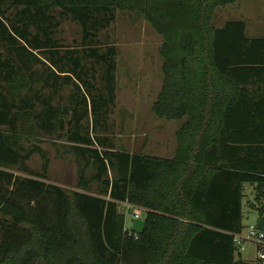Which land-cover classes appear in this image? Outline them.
<instances>
[{
  "label": "trees",
  "instance_id": "1",
  "mask_svg": "<svg viewBox=\"0 0 264 264\" xmlns=\"http://www.w3.org/2000/svg\"><path fill=\"white\" fill-rule=\"evenodd\" d=\"M235 2L0 0V264H249L235 238L245 184L264 196V37L241 20L213 25ZM118 11L163 38L152 109L183 120L173 158L116 150L107 136L118 52L100 37ZM57 13L80 26L81 45L56 39ZM54 138L77 157L74 189L50 180L41 142ZM124 203L142 211L144 233L127 226Z\"/></svg>",
  "mask_w": 264,
  "mask_h": 264
},
{
  "label": "rangeland",
  "instance_id": "2",
  "mask_svg": "<svg viewBox=\"0 0 264 264\" xmlns=\"http://www.w3.org/2000/svg\"><path fill=\"white\" fill-rule=\"evenodd\" d=\"M56 17L61 23L56 30V39L66 47L81 45L80 26L58 13ZM236 20L246 22L248 37H264V0H237L234 4L219 7L213 25L216 28L222 27L226 22ZM100 38L103 42L114 44L118 52L117 100L111 110L110 121L106 123L110 126L107 136L117 149L173 158L177 146L175 133L183 120L160 118L152 109L163 83V59L160 55L162 36L141 14L118 11L116 21ZM72 88V84L66 86L67 90L62 95L65 100ZM91 120L88 123L90 125L93 123L92 114ZM41 143L51 159V182L68 189L76 188L79 165L71 146L58 138L45 139ZM41 165L42 160L38 155H34L29 161V166L33 169L40 170ZM245 193L248 197L247 205L244 206L245 230L242 236L247 235L249 227L255 224L258 217L255 211L250 210L253 205L251 202L264 205V196L259 195V200L262 201L260 203L254 186L245 184ZM132 207L140 210L133 205ZM120 211L128 217L127 226L131 228L129 214L124 205H121ZM239 257L249 264H256V244L246 243L245 250Z\"/></svg>",
  "mask_w": 264,
  "mask_h": 264
},
{
  "label": "built area",
  "instance_id": "3",
  "mask_svg": "<svg viewBox=\"0 0 264 264\" xmlns=\"http://www.w3.org/2000/svg\"><path fill=\"white\" fill-rule=\"evenodd\" d=\"M123 205H124V208L128 211L131 221L142 218L141 210L135 209L133 210V212H129V208H131L132 206L127 203H124ZM248 242L255 243L257 248L259 246L264 248V231L258 229L256 224L249 227L248 233L246 236H242L241 234V235H237L235 238V243L239 247V250L242 252L245 250V244Z\"/></svg>",
  "mask_w": 264,
  "mask_h": 264
},
{
  "label": "water",
  "instance_id": "4",
  "mask_svg": "<svg viewBox=\"0 0 264 264\" xmlns=\"http://www.w3.org/2000/svg\"><path fill=\"white\" fill-rule=\"evenodd\" d=\"M256 226L258 229L264 231V218L263 217H257ZM147 226L146 219H135L132 221L131 231L137 234L144 233Z\"/></svg>",
  "mask_w": 264,
  "mask_h": 264
},
{
  "label": "crops",
  "instance_id": "5",
  "mask_svg": "<svg viewBox=\"0 0 264 264\" xmlns=\"http://www.w3.org/2000/svg\"><path fill=\"white\" fill-rule=\"evenodd\" d=\"M116 150H121V151H123L122 149H117V148H115ZM175 150H176V148H175ZM126 151H128V150H126ZM128 152H131V153H141V152H132V151H128ZM169 151H166V153H168ZM174 153H175V151H174ZM141 154H146V155H151V156H154V157H160V158H169V156H166V155H153V154H147V153H141ZM57 184V183H56ZM59 185V184H58ZM247 196V195H246Z\"/></svg>",
  "mask_w": 264,
  "mask_h": 264
}]
</instances>
